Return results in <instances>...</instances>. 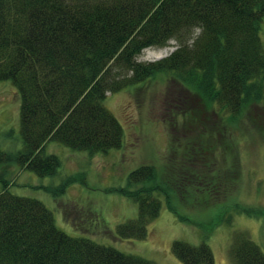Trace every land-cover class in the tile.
<instances>
[{"label": "trees", "instance_id": "trees-1", "mask_svg": "<svg viewBox=\"0 0 264 264\" xmlns=\"http://www.w3.org/2000/svg\"><path fill=\"white\" fill-rule=\"evenodd\" d=\"M264 0H0V81L20 95L22 146L0 150L40 177L60 158L46 152L60 142L90 156L119 148L124 129L105 105L107 93L166 73L199 93L220 118L237 122L253 103L264 104ZM175 39L177 48L156 61L141 51ZM195 170V169H194ZM194 173V172H193ZM119 192L137 215L117 225V235L143 239L162 206L176 211L169 183L153 164L128 174ZM183 264H214L206 241L175 239ZM237 264H264V251L240 236ZM0 264H157L88 237L72 236L55 223L39 199L0 190Z\"/></svg>", "mask_w": 264, "mask_h": 264}, {"label": "rangeland", "instance_id": "rangeland-1", "mask_svg": "<svg viewBox=\"0 0 264 264\" xmlns=\"http://www.w3.org/2000/svg\"><path fill=\"white\" fill-rule=\"evenodd\" d=\"M261 38L264 41V19ZM177 45L171 39L145 48L137 59L160 60ZM105 105L124 129L119 148L90 156L49 141L46 152L60 158L55 173L40 177L3 158L0 190L6 185L14 194L41 200L69 235L157 264H183L172 252L175 239L195 245L206 241L214 264H237L233 246L241 235L264 251L263 103L251 104L231 123L199 93L169 74L157 73L137 86L107 93ZM19 107L16 88L1 80L2 152L15 153L22 146ZM142 164H153L158 177L169 183L176 211L185 221L163 205L145 238L119 237L117 225L137 215L136 203L119 190L128 188V174Z\"/></svg>", "mask_w": 264, "mask_h": 264}, {"label": "bare ground", "instance_id": "bare-ground-1", "mask_svg": "<svg viewBox=\"0 0 264 264\" xmlns=\"http://www.w3.org/2000/svg\"><path fill=\"white\" fill-rule=\"evenodd\" d=\"M164 53H166V52H165V51L160 52V53H159V56L164 55Z\"/></svg>", "mask_w": 264, "mask_h": 264}]
</instances>
